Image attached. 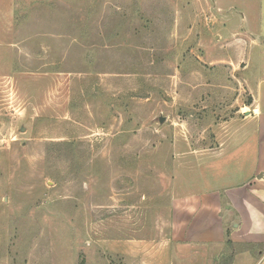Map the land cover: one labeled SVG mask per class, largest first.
Returning a JSON list of instances; mask_svg holds the SVG:
<instances>
[{
  "label": "rangeland",
  "instance_id": "obj_1",
  "mask_svg": "<svg viewBox=\"0 0 264 264\" xmlns=\"http://www.w3.org/2000/svg\"><path fill=\"white\" fill-rule=\"evenodd\" d=\"M260 85L264 0H0V264H264L173 238L257 176Z\"/></svg>",
  "mask_w": 264,
  "mask_h": 264
},
{
  "label": "crops",
  "instance_id": "obj_2",
  "mask_svg": "<svg viewBox=\"0 0 264 264\" xmlns=\"http://www.w3.org/2000/svg\"><path fill=\"white\" fill-rule=\"evenodd\" d=\"M261 14L259 13V17ZM245 17V15H244ZM260 87L255 99L257 103L253 107V116L250 120L243 121L242 127L252 126L248 132L245 129L238 131V135L231 138L227 151H231L254 139L257 145L258 167L257 176H253L247 182H239L236 185L225 187V208L219 201L216 192L199 190L192 194L178 195L175 198V214L182 216L178 220L177 236L183 239L188 233L194 242L207 243L211 246L229 243L232 248L236 245H250V249L264 244V104L260 97ZM239 169V168H238ZM180 206V207H178ZM189 227H186V226ZM180 233V235H178ZM239 252V251H238ZM229 262H235L238 253ZM245 253V252H242ZM229 260V259H228ZM212 264H222L214 262Z\"/></svg>",
  "mask_w": 264,
  "mask_h": 264
},
{
  "label": "water",
  "instance_id": "obj_3",
  "mask_svg": "<svg viewBox=\"0 0 264 264\" xmlns=\"http://www.w3.org/2000/svg\"><path fill=\"white\" fill-rule=\"evenodd\" d=\"M163 119H160V121H162Z\"/></svg>",
  "mask_w": 264,
  "mask_h": 264
}]
</instances>
